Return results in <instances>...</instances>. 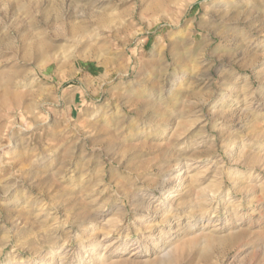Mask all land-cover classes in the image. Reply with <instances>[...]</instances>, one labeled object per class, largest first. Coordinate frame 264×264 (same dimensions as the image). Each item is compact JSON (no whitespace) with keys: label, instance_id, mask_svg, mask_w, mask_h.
Segmentation results:
<instances>
[{"label":"rangeland","instance_id":"374dc122","mask_svg":"<svg viewBox=\"0 0 264 264\" xmlns=\"http://www.w3.org/2000/svg\"><path fill=\"white\" fill-rule=\"evenodd\" d=\"M170 251L264 264V0H0V264Z\"/></svg>","mask_w":264,"mask_h":264},{"label":"bare ground","instance_id":"6f19581e","mask_svg":"<svg viewBox=\"0 0 264 264\" xmlns=\"http://www.w3.org/2000/svg\"><path fill=\"white\" fill-rule=\"evenodd\" d=\"M184 175L182 174V171L180 170L178 173H177V176H175V178L173 179L174 181H177L178 183L176 184V185H173V186H170L169 188L172 190L171 192H175V191H178V190H180L181 189V184L183 183V180H181L180 178H182ZM183 179V178H182ZM173 182V181H172ZM184 188V187H183ZM182 188V189H183ZM175 189V190H174ZM175 198V197H174ZM169 200H172V197H169L168 198V201ZM174 200V199H173ZM173 202V201H172ZM220 205L219 206H223V207H225L228 203L227 202H223V203H219ZM230 212V211H229ZM232 212V211H231ZM236 217V216H235ZM242 220H245L244 218H242V216H241V218H238L237 219V221H239V223L240 222H242ZM248 223V222H247ZM165 224V223H164ZM238 224V223H237ZM240 224H242V223H240ZM239 229V228H238ZM244 231H241V232H237V233H235V234H233L232 236H231V238H235V237H237V236H241V235H244ZM109 236V235H108ZM230 239V238H229ZM140 242H142V241H140ZM101 245V244H100ZM104 246V245H103ZM109 246L108 245H106L105 244V248H108ZM64 254V253H63ZM133 254V256L136 254V253H132ZM173 252L172 251H170V252H166L163 256H162V261H160V264H165V263H168V264H170V263H172V258H173ZM164 259H165V263H164ZM60 260V259H59ZM63 260V259H62ZM77 264V263H76Z\"/></svg>","mask_w":264,"mask_h":264}]
</instances>
